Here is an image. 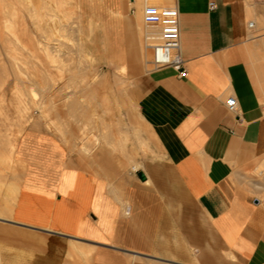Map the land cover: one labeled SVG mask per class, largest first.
I'll return each mask as SVG.
<instances>
[{
	"label": "crops",
	"instance_id": "obj_1",
	"mask_svg": "<svg viewBox=\"0 0 264 264\" xmlns=\"http://www.w3.org/2000/svg\"><path fill=\"white\" fill-rule=\"evenodd\" d=\"M106 1L136 68L143 1L147 33L160 26L147 6L177 9L186 77L167 67L133 86L158 150L129 171L111 153L72 157L27 134L21 184L22 173L6 183L0 264H264V0Z\"/></svg>",
	"mask_w": 264,
	"mask_h": 264
},
{
	"label": "rangeland",
	"instance_id": "obj_2",
	"mask_svg": "<svg viewBox=\"0 0 264 264\" xmlns=\"http://www.w3.org/2000/svg\"><path fill=\"white\" fill-rule=\"evenodd\" d=\"M16 1L0 0V216L3 218L10 214L2 209L14 201L6 183L17 181L15 174L22 173L18 178L21 184L25 169L22 171L16 162L18 145L30 132L52 136L72 157L111 153L115 166L129 171L139 165L140 156L146 157L158 150L150 128L138 115L133 93L135 77L151 70L145 48L148 27L142 16L147 3L143 1L139 8L143 56L136 68L131 62L130 31L124 30L121 23L124 17L121 14L115 20L113 15L116 14L106 13L112 11L106 0H90L85 6L82 5L84 0H33L45 2L39 24L32 22L34 14L26 3L29 0H22L27 13L24 11L26 14L19 19L20 24L15 23L19 17L13 16L9 2ZM124 1L129 7V0ZM162 4L161 9L169 2ZM14 7L18 6L14 4ZM127 16L131 23L136 20L135 15ZM3 19L8 20L6 26L2 24ZM12 56H17L16 63L37 83L27 82V88L23 81L16 79ZM119 66L124 69L120 70ZM45 81L55 82L54 87L44 88L41 83ZM77 105L81 106L80 110ZM107 137L123 143L127 149L114 148ZM10 143L16 148L13 158ZM87 144L89 150L91 147L88 153L84 149Z\"/></svg>",
	"mask_w": 264,
	"mask_h": 264
},
{
	"label": "built area",
	"instance_id": "obj_3",
	"mask_svg": "<svg viewBox=\"0 0 264 264\" xmlns=\"http://www.w3.org/2000/svg\"><path fill=\"white\" fill-rule=\"evenodd\" d=\"M210 8L214 9L215 5L211 3ZM145 13L149 19H158L161 23L156 32H146L145 35V48L149 53L148 64L151 70L171 67L178 72L180 77H186L187 71L180 47L177 9L175 7L161 9V7L152 4L145 8ZM249 26L252 28L254 22L251 21ZM226 104L230 111H235L238 106L234 96H230Z\"/></svg>",
	"mask_w": 264,
	"mask_h": 264
},
{
	"label": "bare ground",
	"instance_id": "obj_4",
	"mask_svg": "<svg viewBox=\"0 0 264 264\" xmlns=\"http://www.w3.org/2000/svg\"><path fill=\"white\" fill-rule=\"evenodd\" d=\"M37 2V1H36ZM44 2V1H43ZM43 2H41V3H35L33 0H29V2H26L27 3V5H28V7L30 6L31 7V11H33V19H32V22H33V24H39L40 23V21H41V16H42V11H43V9H44V7H45V2L43 3ZM11 5H12V10H11V13L13 14V16H17L18 15V19L15 21V23H17V24H20L21 22H19V19H23L24 18V16H25V14L27 13V11L24 9V5H22V0H17L15 3H13V2H9ZM79 3V2H78ZM14 4H16L18 7H14ZM24 11H26V13H24ZM20 13H21V16H20ZM23 16V17H22ZM51 18H52V16H51ZM63 20V19H62ZM65 21V20H64ZM2 24H3V26H6L7 24H8V20L7 19H3V21H2ZM0 27H1V21H0ZM59 27V26H58ZM57 28V27H56ZM55 28V29H56ZM61 29V28H60ZM152 30H154V29H152ZM61 43H59V46H61L60 45ZM55 46V45H54ZM51 47V46H50ZM54 48V47H53ZM58 48V47H57ZM69 49V48H68ZM47 50V49H46ZM76 50V49H75ZM81 50V49H80ZM31 51L34 53V50H32L31 49ZM60 51V50H59ZM53 52V51H52ZM57 52V51H56ZM55 54V53H54ZM53 54V55H54ZM87 55H90V54H87ZM83 58V57H82ZM12 59H13V61H14V63H16L17 62V56H12ZM16 60V61H15ZM67 60V59H66ZM80 60V59H79ZM81 61V60H80ZM69 62H70V60H69ZM78 62V61H77ZM120 70L122 69H124V68H122V67H118ZM128 68V67H127ZM13 69H15L16 71H17V74L15 75L16 76V79H18L19 81H23L22 82V84H24V86L27 84V82H29L30 83V85L31 84H33L34 85V83H37V82H35L34 81V79H32V77H30V76H28L27 74H26V72L24 71V69L21 67V66H19V64H15V66H14V68ZM46 71V70H45ZM44 71V72H45ZM76 71V70H75ZM79 71V70H78ZM48 72V71H47ZM47 72H46V74L45 75H47ZM78 73V72H77ZM24 74H25V78H24ZM52 74V73H51ZM54 74V73H53ZM81 74V73H80ZM84 76V75H83ZM96 77V76H95ZM48 78V77H47ZM26 79V80H25ZM51 80V79H50ZM19 81H17V82H19ZM49 81V80H48ZM55 81V80H54ZM16 82V81H15ZM51 82V81H50ZM56 82V81H55ZM55 82H53V84L51 83V84H48V82L47 81H45L44 83H41V84H43L42 86L44 87V88H53L54 87V85H55ZM82 82V81H81ZM14 83V82H13ZM28 83V84H29ZM10 84H12L11 82H10ZM21 84V85H22ZM38 84H39V82H38ZM23 86V88H25V87H29L28 85H26L25 87ZM13 87V86H12ZM22 88V87H21ZM27 88H25V89H27ZM30 90H32V89H30ZM44 91H46V90H44ZM29 93V92H28ZM6 94H7V92H6ZM2 96V95H1ZM50 97H52V95H50ZM96 98V97H95ZM47 99H48V97H47ZM1 100V99H0ZM4 100V99H3ZM88 100H90V99H88ZM96 100V99H95ZM93 101V100H92ZM1 102V101H0ZM39 103V102H38ZM42 103V102H41ZM44 103H46L45 101H44ZM0 104H2V103H0ZM40 104V103H39ZM42 105H44V104H42ZM80 105V104H79ZM79 105H77L78 106V109L80 110V108L79 107H81V106H79ZM47 106V105H46ZM43 107V106H42ZM41 107V108H42ZM56 107V106H55ZM72 107H74V106H72ZM83 107V106H82ZM57 108V107H56ZM70 108V107H69ZM82 109V108H81ZM71 110V109H70ZM72 110H75V107H74V109H72ZM77 110V109H76ZM83 110V109H82ZM73 112V111H72ZM77 112V111H76ZM91 112H93V111H91ZM85 113V112H84ZM48 115V114H47ZM50 119V118H49ZM52 119V118H51ZM52 121H54V119H52ZM116 124H118V122L117 123H115V124H113V125H116ZM111 127H112V125H110ZM112 128H114V127H112ZM123 130H124V128H122ZM117 130H118V127H117ZM61 131V130H60ZM122 131V130H121ZM74 132H76V131H74ZM82 132H84V131H82ZM126 132V131H125ZM66 133V131H63V134H65ZM109 133V132H108ZM108 133H106V134H108ZM110 133H112V131H110ZM109 133V134H110ZM118 133H120V132H118ZM124 133V132H123ZM127 133V132H126ZM113 134V133H112ZM117 134V133H116ZM128 134V133H127ZM77 135V134H76ZM119 135V134H118ZM121 135V134H120ZM126 135V134H125ZM79 136V135H78ZM107 136V135H106ZM106 136H104V137H106ZM110 136V135H109ZM108 136V137H109ZM113 136V135H112ZM117 136V135H116ZM74 138L73 139H75L76 138V140H77V137H75V136H73ZM107 137V138H108ZM117 137H120V136H117ZM112 137H110V139H111ZM114 138L116 139V137L114 136ZM124 138H125V136H124ZM109 138H108V140L110 141L109 142V145L111 144V145H113L114 146V148H120V146H123V143H124V145H125V141H123L122 139H121V137H120V140H122L123 141V143L121 144V143H117V141L116 142H114L113 140L114 139H112V140H110ZM129 139V138H128ZM118 140V139H117ZM121 141V142H122ZM108 142V141H107ZM92 143H93V141H92ZM8 144V143H7ZM121 144V145H120ZM88 145L89 144H87V147H84V149L85 150H87L86 152L88 153V150H89V147H88ZM6 146H8V145H6ZM90 146V145H89ZM3 147H4V145H3ZM9 147H10V154H11V157L13 156V154H15V152H16V148H15V146L12 144V143H10V145H9ZM75 147V146H74ZM92 147H94V146H92ZM5 148V147H4ZM116 148V149H117ZM122 148V147H121ZM124 148H126V146H123V148L122 149H124ZM115 149V150H116ZM127 149V148H126ZM90 150H91V147H90ZM89 150V151H90ZM121 150V149H120ZM123 151V150H122ZM124 152V151H123ZM86 153V154H87ZM125 153V152H124ZM131 154V153H130ZM123 155V154H122ZM13 158V157H12ZM141 166V165H140ZM134 170H137L138 168H139V165H136V166H133L132 167Z\"/></svg>",
	"mask_w": 264,
	"mask_h": 264
},
{
	"label": "water",
	"instance_id": "obj_5",
	"mask_svg": "<svg viewBox=\"0 0 264 264\" xmlns=\"http://www.w3.org/2000/svg\"><path fill=\"white\" fill-rule=\"evenodd\" d=\"M139 177H140L142 180H145V176H144V174L139 173Z\"/></svg>",
	"mask_w": 264,
	"mask_h": 264
}]
</instances>
